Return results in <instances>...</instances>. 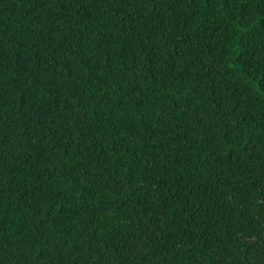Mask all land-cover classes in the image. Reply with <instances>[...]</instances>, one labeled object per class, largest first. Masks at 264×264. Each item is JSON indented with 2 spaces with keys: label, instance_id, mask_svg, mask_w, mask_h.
<instances>
[{
  "label": "trees",
  "instance_id": "trees-1",
  "mask_svg": "<svg viewBox=\"0 0 264 264\" xmlns=\"http://www.w3.org/2000/svg\"><path fill=\"white\" fill-rule=\"evenodd\" d=\"M0 264H264V0H0Z\"/></svg>",
  "mask_w": 264,
  "mask_h": 264
}]
</instances>
